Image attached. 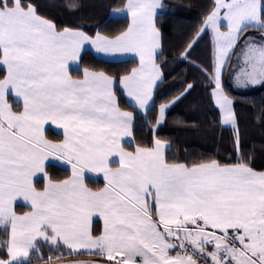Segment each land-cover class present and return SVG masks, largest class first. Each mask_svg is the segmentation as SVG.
<instances>
[{
    "label": "snow or ice",
    "instance_id": "6c2138e0",
    "mask_svg": "<svg viewBox=\"0 0 264 264\" xmlns=\"http://www.w3.org/2000/svg\"><path fill=\"white\" fill-rule=\"evenodd\" d=\"M164 9L121 0L109 19L126 23L85 30L57 23L37 0H0V264H264V166L245 151L250 128L264 133V102L245 108L232 94L264 88V0H210L175 50L203 79L185 77L171 96L159 91L170 75ZM206 37L207 63L191 61ZM90 49L133 66L81 70ZM198 87L193 107L216 113L231 145L223 156L187 145L170 156L158 135L137 139V117L158 132Z\"/></svg>",
    "mask_w": 264,
    "mask_h": 264
},
{
    "label": "trees",
    "instance_id": "16d2710c",
    "mask_svg": "<svg viewBox=\"0 0 264 264\" xmlns=\"http://www.w3.org/2000/svg\"><path fill=\"white\" fill-rule=\"evenodd\" d=\"M37 2L41 5V11L59 24L78 23L82 24L85 30H95L96 25H103L105 29L112 30L126 23L123 20L116 22L109 19V13L120 5L121 0H81L84 8L74 16L69 15L61 8L53 7V0H37ZM56 2H60V0H56ZM209 2L210 0H163L165 9L160 16L159 24L164 33L165 56L170 62L167 72L170 75L167 76L166 82L160 86L159 91L167 96L175 94L176 89L172 85L183 83L185 77L189 80L195 79L198 83L203 79L191 63L181 61L175 50L184 44L186 38L191 35ZM210 48L209 38L206 37L192 52L190 60L196 63H207ZM86 66H96L109 72H118L132 67L133 62L109 61L99 58L89 51L81 63L82 69ZM232 94L243 97L240 103L245 108L264 102V88L260 86L243 93L233 92ZM203 98V89L198 87L192 96L177 104L167 113L165 126L161 127L158 132H153L150 124L145 123L142 117H137L134 135L138 140L144 142L151 140L153 135H158L159 138L169 141L173 145V151L169 153L170 156L173 154L183 155L185 145L188 146L189 153L197 156H215L217 152L223 156L225 148L230 149L231 145L226 141L223 143L220 141L219 127L213 124L216 113L209 111L206 105L199 108L193 107ZM123 103L124 98L122 97L121 104L123 105ZM127 110L132 111L133 109L127 108ZM155 114L156 110H153L147 119L154 123ZM178 120L189 124L192 120H198L200 126L196 130L185 131L183 125L176 123ZM223 135L227 138L228 132H224ZM54 137L55 133L53 132L50 134V138ZM246 143L250 146L245 150L246 152L253 147L255 149L257 168L264 166V159L261 158V153H264V147H262L264 146V133H261L259 128H250ZM55 172L60 176L65 174L62 168L55 169Z\"/></svg>",
    "mask_w": 264,
    "mask_h": 264
},
{
    "label": "crops",
    "instance_id": "0c3cea01",
    "mask_svg": "<svg viewBox=\"0 0 264 264\" xmlns=\"http://www.w3.org/2000/svg\"><path fill=\"white\" fill-rule=\"evenodd\" d=\"M89 51H91V52H93L96 56H98V57H102L103 56V54H96L95 53V50L94 49H90ZM115 57H119L121 54H113ZM106 60H109V61H119V60H116V59H106ZM256 87V86H255ZM252 88H254V87H250L249 89H252ZM249 89H247V90H249ZM53 128H55V126H52Z\"/></svg>",
    "mask_w": 264,
    "mask_h": 264
},
{
    "label": "rangeland",
    "instance_id": "374dc122",
    "mask_svg": "<svg viewBox=\"0 0 264 264\" xmlns=\"http://www.w3.org/2000/svg\"><path fill=\"white\" fill-rule=\"evenodd\" d=\"M113 11V10H112ZM93 53V52H92ZM94 54V53H93ZM95 55V54H94ZM80 68H81V70H82V67H81V65H80Z\"/></svg>",
    "mask_w": 264,
    "mask_h": 264
}]
</instances>
